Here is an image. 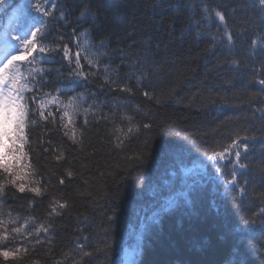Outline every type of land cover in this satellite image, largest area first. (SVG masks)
<instances>
[{
	"label": "trees",
	"instance_id": "obj_1",
	"mask_svg": "<svg viewBox=\"0 0 264 264\" xmlns=\"http://www.w3.org/2000/svg\"><path fill=\"white\" fill-rule=\"evenodd\" d=\"M30 2L37 0H6L0 35L31 22L26 11ZM160 4L58 0L67 16L62 20L53 10L44 43L59 45L61 51L35 65L53 69L35 83L43 85L42 92L63 89L65 102L69 96H84L75 117L79 142L64 135L61 112L54 105V122L35 114L37 123L26 130L25 150L36 175L17 183L34 187L32 181H39L44 192L36 196L6 185L0 194V220L5 221L0 231L28 221L26 232L9 245L21 252L15 259L0 258V264H123L124 259L129 262L125 252L134 254L132 264H264L259 216L264 185L258 179L245 184L240 176L238 185L246 189L241 194L239 187L227 184L232 165L218 161L221 174L204 163L206 155L223 150L237 133L257 137L248 141L256 158L264 148V91L258 83L264 79V43L252 46L254 39L264 37V27L258 26L262 6L259 0ZM85 9L91 14L82 19ZM213 10L224 15V23ZM74 29L77 34L90 29L91 38L104 39L109 52L99 68L84 66L95 75L78 85L68 79L69 67L62 59L64 44L75 47ZM104 65L109 66V83ZM124 86L131 91H121ZM196 159L208 173L188 171ZM170 199L176 205L154 222ZM53 201L67 202L58 209L60 215H49ZM41 225L49 230L37 235Z\"/></svg>",
	"mask_w": 264,
	"mask_h": 264
},
{
	"label": "snow or ice",
	"instance_id": "obj_2",
	"mask_svg": "<svg viewBox=\"0 0 264 264\" xmlns=\"http://www.w3.org/2000/svg\"><path fill=\"white\" fill-rule=\"evenodd\" d=\"M5 2L6 0H0V6ZM259 3L262 6V13L258 26L264 27V0H259ZM49 4L51 5V9L48 7ZM157 4L158 6H162L160 0H157ZM53 10L60 12V19L63 20L66 18L67 13L59 7L58 0H37L35 4L30 2L26 11L31 23H28L23 28L22 33L16 28H13L11 34L12 39L17 43L12 45V52H8L3 58H0V175L4 177V179L0 180V194L4 193L6 185H11L21 193L27 190L36 196L43 195L44 189L38 186L39 181H32V183L37 185L34 187H29L23 182L17 183V181H23L29 176L36 175V169L29 162L28 152L25 148L26 145H29L26 130L37 123L35 119L37 112L41 120H47L48 117H53L54 122L55 117L52 111V106L54 105L57 111L61 112V128L64 130V135L68 136L74 144L79 142L77 140V129L75 128V117L84 101V96L82 94L69 96L65 102L61 99V95L64 92L63 89L57 88L54 92H42L43 85L38 88L35 83L37 77L41 81H44L45 73L53 71V69L46 70L35 67V65L44 61L47 54L54 51H61L59 45L56 48H52L50 45L44 43L45 38L49 34L47 25L49 18L53 15ZM204 11H209L207 6H205ZM89 14H91L90 11L85 9L80 13V17L85 19ZM215 16L219 18L221 23H224L225 17L220 11H215ZM195 23L198 24L199 21H195ZM225 35L227 36L229 45H231L233 38L228 33L226 25ZM72 37L77 50L73 53L69 44H64L62 48V59L67 61L69 67L68 79L74 85H78L79 83L87 81L90 74L95 75V73H86L83 70L84 65L81 63V60L83 59L90 67L99 68L101 59L109 56V52L104 39L96 42L91 38L90 29L80 31L78 34L74 29ZM259 43H264V37L254 39L252 41L253 48ZM16 51H21V54L13 55V52ZM233 64H238V62L233 61ZM55 71L58 74H62L60 69H55ZM104 72L105 82H111L108 65H104ZM258 83L262 86L261 90L264 91V79L259 80ZM120 90L131 91L126 86L121 87ZM28 93H33V95L30 97L27 95ZM37 93L40 94L39 98L36 95ZM144 95L149 99L152 98L148 92H145ZM32 104H37L38 107L33 108ZM127 119L131 121L132 118L127 117ZM149 127V124L144 125L145 129ZM69 131H71V135H69ZM132 131L133 129L129 127L128 132L130 133ZM256 140L257 137L255 135L249 136L245 134L241 136L237 133L231 139V143L224 147L223 150H213L212 155L207 157L216 167L217 173L222 174L221 168L218 166V161L227 160L232 165L231 179L227 181V184L239 187L241 194L246 189L244 186L238 185V178L240 176L245 177V184H248L250 181L255 182L258 179L259 183L264 185V148H262L259 157L256 158L254 156L255 146L248 143V141ZM260 143L264 145V135L261 136ZM63 155V152H61L60 155L55 157L56 160L63 159ZM233 155L234 159H231ZM67 175L71 177L73 173L68 171ZM64 182V179L61 178L60 183L64 184ZM261 195L264 196V193ZM175 205L176 201L170 199L167 205H162L160 212L153 216V221L158 222L160 213L167 212L169 208ZM50 207V216L60 215L61 213L58 209L66 208L67 202L61 203L59 201H53ZM259 216L262 218L261 230L264 231V208H261ZM113 218L109 217L110 220ZM250 223L254 225L255 222L253 220ZM4 224L5 221L0 220V226ZM27 224L28 221L26 220L24 225L12 227L10 231L7 229L0 231V258H3L5 261L10 257L15 259L21 252L20 248L13 249L9 245L14 244L26 232L25 225ZM48 230V227L41 225L35 231L38 235L40 231L47 233ZM27 235L31 236L32 233L28 232ZM23 251L27 252V249L25 248ZM85 255H89V253H85Z\"/></svg>",
	"mask_w": 264,
	"mask_h": 264
},
{
	"label": "bare ground",
	"instance_id": "obj_3",
	"mask_svg": "<svg viewBox=\"0 0 264 264\" xmlns=\"http://www.w3.org/2000/svg\"><path fill=\"white\" fill-rule=\"evenodd\" d=\"M73 47H74V41H73ZM76 47H74L73 48V50H72V52L73 53H75L76 52ZM81 63L84 65V66H86L87 64H86V62L82 59L81 60ZM67 66V65H66ZM210 154H208V155H206V157H208ZM205 157V158H206ZM231 159H234V155L231 157ZM222 164H227L228 163V161L227 160H225V161H220ZM204 163H207V165L208 164H212V162L211 161H209L208 159H204ZM191 169H189L188 171H193V170H197V171H199V172H201V173H208V171H207V169L204 167V165H203V163H202V161L201 160H198V159H196L195 161H193V165H191ZM185 171H186V169H184ZM127 223H129V221L127 222ZM126 223V224H127ZM126 227V226H125ZM125 227H123L122 228V230L125 228ZM121 230V231H122Z\"/></svg>",
	"mask_w": 264,
	"mask_h": 264
},
{
	"label": "rangeland",
	"instance_id": "obj_4",
	"mask_svg": "<svg viewBox=\"0 0 264 264\" xmlns=\"http://www.w3.org/2000/svg\"><path fill=\"white\" fill-rule=\"evenodd\" d=\"M0 58H3V55L0 56ZM128 255V252H125ZM134 259V256L132 255L130 258L127 257V260L129 261L126 263V259L123 260V264H132V260Z\"/></svg>",
	"mask_w": 264,
	"mask_h": 264
}]
</instances>
